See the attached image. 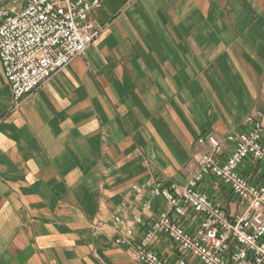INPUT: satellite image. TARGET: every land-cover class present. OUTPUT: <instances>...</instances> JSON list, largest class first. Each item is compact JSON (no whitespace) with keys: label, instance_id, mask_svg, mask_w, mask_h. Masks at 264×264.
<instances>
[{"label":"crops","instance_id":"obj_1","mask_svg":"<svg viewBox=\"0 0 264 264\" xmlns=\"http://www.w3.org/2000/svg\"><path fill=\"white\" fill-rule=\"evenodd\" d=\"M93 19L106 29L85 56L18 108L0 60V264H139L112 219L141 240L170 210L151 187L188 185L199 138L264 113V0H102ZM201 190L230 219L244 210L214 178ZM151 247L180 256L165 236Z\"/></svg>","mask_w":264,"mask_h":264},{"label":"built area","instance_id":"obj_2","mask_svg":"<svg viewBox=\"0 0 264 264\" xmlns=\"http://www.w3.org/2000/svg\"><path fill=\"white\" fill-rule=\"evenodd\" d=\"M101 7L102 0H0V60L15 108L85 56L106 29L93 19ZM247 120L244 132L196 141L199 165L188 185L162 178L151 187V196L164 200L170 210L154 215L141 240L132 237L126 218L115 216L114 228L124 230L116 244H135L139 264H187L189 258L196 264H264V175L259 180L241 172L245 162L264 169V113ZM208 178L232 191L244 205L240 215L230 219L202 192ZM143 209L155 211L150 202ZM133 223L143 220L136 217ZM159 236L180 251L175 262L151 247Z\"/></svg>","mask_w":264,"mask_h":264}]
</instances>
